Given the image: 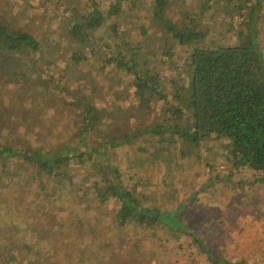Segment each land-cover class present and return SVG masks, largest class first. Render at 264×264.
Instances as JSON below:
<instances>
[{"label": "rangeland", "instance_id": "rangeland-1", "mask_svg": "<svg viewBox=\"0 0 264 264\" xmlns=\"http://www.w3.org/2000/svg\"><path fill=\"white\" fill-rule=\"evenodd\" d=\"M96 1L100 8L104 6L105 2ZM170 1L167 16L173 20L197 18L199 28L209 34L207 43L213 47L238 46L239 32H249L243 23L250 22L252 15V29L256 28L252 37L264 62V0H234L230 5L227 0ZM89 2L0 0V24L29 33L42 45L37 54L14 59L13 68L0 66L1 105L15 107L14 90L19 84L52 104V108L40 112V117H34L31 126L15 115L8 118L9 113L1 109V141L30 150L39 148L43 138L78 143L80 124L72 120L76 119L75 113L81 114L85 99H91L99 111L108 112L107 116L119 110L118 116L127 122L130 134L167 123L166 107L156 101L151 114L143 116L132 109L139 101L133 95L131 78L119 77L114 67L101 69L106 29L95 35L98 46L92 49L97 57L79 64L73 60L79 45L71 39L69 28L78 15L85 13ZM206 5L208 10L199 15ZM138 17L142 20L136 22ZM150 18L151 11L133 14L123 22L124 32L135 46L142 47L140 57L148 67L157 65L165 79L178 81L185 77L187 49L179 47ZM143 27H147L146 35L141 33ZM165 52L173 54L167 64L162 61ZM17 121L20 128L12 124ZM161 139L141 135L123 146L121 155L104 162L119 171L122 182L139 198L156 197V207L180 217L191 227L187 229L189 234L179 240L164 231L154 233L131 224L122 229L114 220V205L101 204L95 192L87 193V176L81 178L80 196L73 194L76 187L72 186L71 191L59 187L60 191L51 197L50 192L42 190L46 186L43 174L31 169L24 174L21 164L19 167L6 162L0 163V185L5 184L0 193V264H120L126 260L133 264L137 260L143 264H203L205 257L197 255L192 231L224 258L263 264L264 172L236 170L224 141L189 144L169 140L163 143ZM3 167L5 175L1 174ZM96 169V175L90 174L105 186L103 175L110 174ZM52 215L55 223L62 221L56 231ZM12 257L15 263L10 262Z\"/></svg>", "mask_w": 264, "mask_h": 264}, {"label": "trees", "instance_id": "trees-1", "mask_svg": "<svg viewBox=\"0 0 264 264\" xmlns=\"http://www.w3.org/2000/svg\"><path fill=\"white\" fill-rule=\"evenodd\" d=\"M100 1L105 2L102 8L98 1L90 0L85 13L78 15L76 22L69 28L71 39L79 45L73 54V60L79 64L90 57H97L96 50L92 49V46H98L95 35L106 29L107 39H102L104 61L101 69L107 71L114 67L119 77L131 78L135 88L133 95L139 101L136 108L132 109L143 116L151 114L156 101L166 107L164 112L167 123H158L130 134L129 125L118 116L119 110L107 116L108 112L99 111L91 99H85L81 114L75 113L76 119L72 120L80 124L78 143L67 144L57 138L52 142L49 138H43L39 148L30 150L14 146L1 138L0 163L21 164L20 170L24 174L29 169L35 174H43L46 186L42 190L50 192L51 197L56 196L61 188L71 191L72 186L76 187L73 194L80 196L81 178L87 176L90 184L87 186V193L95 192L101 204L114 205V220L118 227L123 229L131 224L154 233L164 231L180 240L182 235L189 234L187 229L190 231L191 227H187L175 213L156 207L155 203H159L156 197L139 198L122 182L119 171L104 161L121 155L123 146L145 134L154 138L161 137L163 143L168 140L189 144H201L213 139L224 141L227 152L229 151V160L235 164L236 170L249 168L264 172V62L252 37L256 30L252 29V15L250 22L243 23L246 28L248 25L249 32H239L242 34L238 46L213 47L207 43L209 34L199 28L197 18L187 16L173 20L167 16L171 7L170 0ZM233 1L227 0V4L230 5ZM208 8L207 5L202 6L199 15ZM146 11H151L150 19L160 25L170 39L182 49H187L185 77L178 81L165 79L157 65L148 67L147 61L143 62L140 57L142 47L135 46L124 32L123 22L126 19L132 18L137 12ZM136 19V22L142 20L140 17ZM146 29L147 27H143L141 33L146 35ZM41 47L40 42L31 34L11 30L0 24V66L5 69L13 68L12 63L18 57L37 54ZM172 56L173 54L165 52L162 56L163 63H169ZM19 86L15 87L17 91L14 90V95L17 94L14 97L15 107L4 108L1 98L0 110L4 109L9 113L8 118L15 115L20 122L24 119L28 121L25 125L31 126L34 117H40L43 109L52 108L51 100H41L33 95L31 88L24 87L23 84ZM9 120L11 119H7V122ZM12 124L14 127H21L18 121ZM111 128L114 129L113 132H110ZM97 167L110 174L108 176L103 173L102 183L105 186L90 174L96 175ZM5 170L3 167L2 175L7 173ZM4 187L5 184L0 185L1 194ZM12 192L10 191V195ZM50 217L48 218L54 223L53 231L58 230L62 221L55 223L53 215ZM190 236L198 246L197 255L205 257L203 264H249L244 259L232 261L220 256L208 248L193 231ZM146 257L147 255L144 256ZM10 262L15 263L16 258L12 257ZM120 264L133 262L126 260V263L121 261ZM135 264L143 262L137 260Z\"/></svg>", "mask_w": 264, "mask_h": 264}]
</instances>
